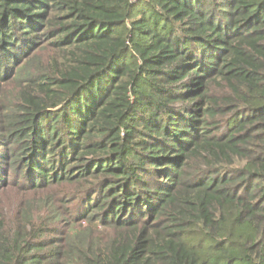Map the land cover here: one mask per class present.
I'll return each mask as SVG.
<instances>
[{"label":"trees","instance_id":"1","mask_svg":"<svg viewBox=\"0 0 264 264\" xmlns=\"http://www.w3.org/2000/svg\"><path fill=\"white\" fill-rule=\"evenodd\" d=\"M10 77L0 264H264V0H0Z\"/></svg>","mask_w":264,"mask_h":264},{"label":"rangeland","instance_id":"2","mask_svg":"<svg viewBox=\"0 0 264 264\" xmlns=\"http://www.w3.org/2000/svg\"><path fill=\"white\" fill-rule=\"evenodd\" d=\"M65 58L66 56L56 51H51V50L40 48V49L34 50L32 54L30 55L28 54V56L25 59H23L22 63L27 61L29 64L32 63L41 69H46L48 67L55 66L53 64L61 65L64 62ZM19 92H20V89L19 87H17V84L14 81L13 77H10L9 81L6 84L0 83V113H1L0 115H4L5 111L8 108L12 107V105L13 106L16 105L13 103L17 102ZM59 127L60 126H58V128ZM60 139L61 137L59 138V140ZM87 160L89 162H92L97 159L92 156H89L87 157ZM114 161H115V158L112 159V162ZM83 165L84 166H79L75 168L74 170L77 172L78 170L83 169V167H85V164ZM60 189L64 191L63 195H58L57 193H55L54 195L52 194L53 197H73V195L77 192L79 187L66 184V185H63L62 188ZM47 194L48 193L45 192V195H41L40 197H45ZM2 197H6V195H3ZM7 197H32V196L30 194H22L20 191L13 190V191H10V194L7 195ZM65 199H68V198H65ZM68 201H70V199ZM57 204L59 205L60 208L63 209L62 201H58ZM68 210L75 212L76 205L69 204ZM83 228H85L84 225H83Z\"/></svg>","mask_w":264,"mask_h":264}]
</instances>
